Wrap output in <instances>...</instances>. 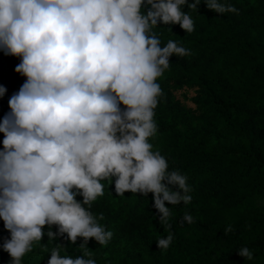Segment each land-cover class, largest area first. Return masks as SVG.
Returning <instances> with one entry per match:
<instances>
[{"label": "clouds", "instance_id": "9594fccd", "mask_svg": "<svg viewBox=\"0 0 264 264\" xmlns=\"http://www.w3.org/2000/svg\"><path fill=\"white\" fill-rule=\"evenodd\" d=\"M200 3L0 0V51L19 57L13 71L25 77L0 118V220L9 234L0 248L10 257L6 264H21L42 235L55 240L66 234L72 243L80 237L85 248L89 238L106 244L112 232L89 210L104 195V180L118 196L151 193L153 215L164 225L171 212L165 202L190 203L187 177L169 170L149 140L162 94L157 78L170 56L189 50L171 39L162 45L152 29L158 22L179 24L191 33L193 19L181 6L196 12ZM203 3L215 13L238 12L230 0ZM5 91L0 86V96ZM182 221L193 218L185 212ZM234 231L224 228L225 235ZM172 239L169 232L155 241L166 250ZM59 248L50 249L47 264H96L83 255H60ZM236 251L253 258L246 246Z\"/></svg>", "mask_w": 264, "mask_h": 264}, {"label": "trees", "instance_id": "16d2710c", "mask_svg": "<svg viewBox=\"0 0 264 264\" xmlns=\"http://www.w3.org/2000/svg\"><path fill=\"white\" fill-rule=\"evenodd\" d=\"M230 2L237 13H215L203 0L196 12L181 6L193 19L191 33L179 24L158 22L152 29L162 45L171 39L189 50L170 56L157 78L162 94L154 109L157 131L149 140L169 170L187 177L190 203L165 202L171 212L164 225L153 215L151 193L118 196L110 181H101L104 195L89 210L112 232L109 241L100 245L89 238L85 248L80 237L72 243L66 234L55 240L42 235L21 264H47L56 245L60 255H83L96 264H264V0ZM18 63L19 57L0 51V86L6 89L0 118L25 79L13 71ZM185 212L191 224L182 221ZM228 225L235 231L225 235ZM169 232L173 239L160 250L155 240ZM8 235L0 220V244ZM242 246L252 251L251 260L237 254ZM9 259L0 248V264Z\"/></svg>", "mask_w": 264, "mask_h": 264}]
</instances>
